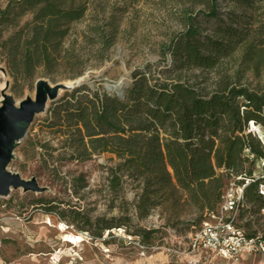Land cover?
<instances>
[{
  "label": "rangeland",
  "instance_id": "obj_1",
  "mask_svg": "<svg viewBox=\"0 0 264 264\" xmlns=\"http://www.w3.org/2000/svg\"><path fill=\"white\" fill-rule=\"evenodd\" d=\"M19 1L0 0V106L4 94L17 103L34 99L38 81L59 90L56 100L48 101L45 111L35 116L5 166L7 173L35 182L38 190L12 189L0 198V264H264L261 254L235 260L194 248L193 234L206 220V211L179 189L155 196L150 211L140 213L142 184L127 177L121 188L112 189L108 169L118 162L115 156L81 155L70 142L75 139L71 128L55 118L63 99L72 100L76 89L79 95L91 90L123 96L134 72L164 63L171 67L172 56H162L163 46L184 30L190 16L198 18L204 33L213 38L218 28L228 25L246 34L219 69L232 81L261 91L264 66L256 71L246 51L250 45L260 48L264 43V0H251V6L217 0L218 19H207L206 5L193 0H75L73 5H85L86 11L80 20L66 25L65 37L53 50V67L40 66L32 75L15 80L7 65L10 46L5 42L12 39L14 45L21 44L34 18L31 10L17 5ZM10 5L9 15L2 14ZM181 73L183 80L194 83L193 76L200 72ZM216 76L210 73L208 83L201 86L211 91ZM250 127L247 134L252 131L264 149V127ZM245 167L264 178L262 160L247 162ZM260 190L264 192V181ZM262 203L245 197L243 207L233 215L236 227L248 238L264 239ZM74 211H81L94 224L82 225ZM120 223L123 226L118 228ZM149 230L152 233L146 234ZM74 235L79 242L66 240Z\"/></svg>",
  "mask_w": 264,
  "mask_h": 264
},
{
  "label": "trees",
  "instance_id": "obj_2",
  "mask_svg": "<svg viewBox=\"0 0 264 264\" xmlns=\"http://www.w3.org/2000/svg\"><path fill=\"white\" fill-rule=\"evenodd\" d=\"M193 1L206 5L207 19H218L217 0ZM236 1L251 6V0ZM74 2H18L31 10L34 18L21 44L14 45L12 39L5 42L10 46L7 65L15 80L32 75L40 66L53 67V50L65 37L66 25L80 20L86 11L85 5L74 6ZM10 10L11 5L2 14L7 16ZM243 40L246 34L232 25L218 28L215 38L208 36L198 18L190 16L184 30L163 46L162 56H172L171 67L164 63L134 72L123 96L86 89L79 95L80 89H76L72 100L63 99L55 118L71 128L75 139L70 142L81 155L115 156L118 162L108 169L112 189L121 188L127 177L142 184L137 205L140 213L150 211L155 196L179 189L199 210L206 211L205 220L210 213L218 212L231 183L245 184L244 198L262 199L264 209V197L259 193L264 178H257L254 170L245 167L254 160L264 162L260 141L252 131L247 134L251 124L264 127V88L250 90L219 69L223 59L231 58ZM250 46L247 61L260 70L264 66V43L260 48ZM188 70L200 72L193 76L194 83L182 78L181 72ZM210 73L218 77L211 83L212 90L207 91L201 85L208 83ZM230 177L235 181L228 182ZM73 214L84 226L94 224L81 211ZM122 226L118 224V228Z\"/></svg>",
  "mask_w": 264,
  "mask_h": 264
},
{
  "label": "water",
  "instance_id": "obj_3",
  "mask_svg": "<svg viewBox=\"0 0 264 264\" xmlns=\"http://www.w3.org/2000/svg\"><path fill=\"white\" fill-rule=\"evenodd\" d=\"M58 90L57 86L52 88L45 81H38L34 99L17 103L12 96L3 95L0 106V198L9 196L12 189L38 190L35 182L7 173L5 166L12 158V151L24 140L35 116L45 111L48 101L56 100Z\"/></svg>",
  "mask_w": 264,
  "mask_h": 264
},
{
  "label": "built area",
  "instance_id": "obj_4",
  "mask_svg": "<svg viewBox=\"0 0 264 264\" xmlns=\"http://www.w3.org/2000/svg\"><path fill=\"white\" fill-rule=\"evenodd\" d=\"M245 186L236 183L228 186L218 212L210 213L193 234L194 248L225 259L237 260L245 254L264 256V239L248 238L234 222L233 215L243 207ZM260 195L264 196L262 190Z\"/></svg>",
  "mask_w": 264,
  "mask_h": 264
},
{
  "label": "bare ground",
  "instance_id": "obj_5",
  "mask_svg": "<svg viewBox=\"0 0 264 264\" xmlns=\"http://www.w3.org/2000/svg\"><path fill=\"white\" fill-rule=\"evenodd\" d=\"M71 85H72V83L71 84H67L66 85V89H70L71 88ZM67 241H69L70 243H77V242H79L78 241V237L77 236H67V239H66Z\"/></svg>",
  "mask_w": 264,
  "mask_h": 264
}]
</instances>
